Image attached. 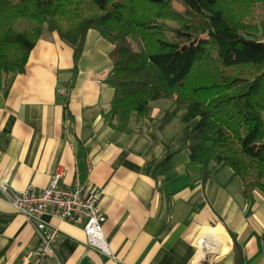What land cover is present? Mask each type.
Masks as SVG:
<instances>
[{
  "label": "crops",
  "instance_id": "0c3cea01",
  "mask_svg": "<svg viewBox=\"0 0 264 264\" xmlns=\"http://www.w3.org/2000/svg\"><path fill=\"white\" fill-rule=\"evenodd\" d=\"M111 49L90 29L74 74L72 48L45 33L0 89V264H264V193L244 199L228 167L205 174L190 162L175 144L178 120L162 130L156 119H131L128 132L109 125ZM156 103L153 117L167 107ZM55 174L62 188L101 191L110 254L85 245L82 226L46 214L59 242L52 257L33 254L39 234L11 197Z\"/></svg>",
  "mask_w": 264,
  "mask_h": 264
},
{
  "label": "trees",
  "instance_id": "16d2710c",
  "mask_svg": "<svg viewBox=\"0 0 264 264\" xmlns=\"http://www.w3.org/2000/svg\"><path fill=\"white\" fill-rule=\"evenodd\" d=\"M44 29L72 48L74 74L90 29L112 45V128L178 120L190 162L228 167L244 199L264 193V0H0V89ZM160 100L170 105L153 117Z\"/></svg>",
  "mask_w": 264,
  "mask_h": 264
},
{
  "label": "built area",
  "instance_id": "2783aa9c",
  "mask_svg": "<svg viewBox=\"0 0 264 264\" xmlns=\"http://www.w3.org/2000/svg\"><path fill=\"white\" fill-rule=\"evenodd\" d=\"M59 181L60 174H55L45 188L28 186L11 197L17 211L32 223L39 234V244L33 254L41 258L52 257L59 242V230L43 219L45 214L82 226L85 245L110 254L102 230L106 217L99 203L101 191L92 187L85 192L79 182L66 189L59 185Z\"/></svg>",
  "mask_w": 264,
  "mask_h": 264
},
{
  "label": "rangeland",
  "instance_id": "374dc122",
  "mask_svg": "<svg viewBox=\"0 0 264 264\" xmlns=\"http://www.w3.org/2000/svg\"><path fill=\"white\" fill-rule=\"evenodd\" d=\"M25 24H26V23H25ZM25 24H24V21H23V20H20V21L18 22V24H17L18 29H20V30L24 29V27L26 26ZM32 24H33V23H32ZM27 25H28V23H27ZM48 32H49V31H47L46 29H44V30H43V33L41 34V36H42L43 34H45V33H48ZM41 36H40V37H41ZM160 103H161V104H160ZM154 104H155V102H153V105H154ZM156 104H159V105H161V106H163V107H164V106H168V105H170V100H167V101H166V100H160L159 103H156ZM189 126H190V125H189ZM175 127L178 128L179 125L176 124V125H174L172 128L174 129ZM172 128H171V129H172ZM171 129H170V130H171ZM226 168H227V167H226ZM226 170H228V169H226Z\"/></svg>",
  "mask_w": 264,
  "mask_h": 264
}]
</instances>
